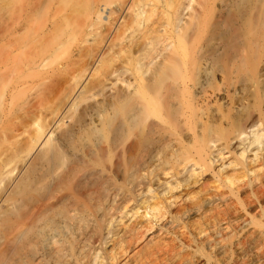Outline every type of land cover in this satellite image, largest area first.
Wrapping results in <instances>:
<instances>
[{
  "label": "bare ground",
  "instance_id": "6f19581e",
  "mask_svg": "<svg viewBox=\"0 0 264 264\" xmlns=\"http://www.w3.org/2000/svg\"><path fill=\"white\" fill-rule=\"evenodd\" d=\"M0 264H264V0H0Z\"/></svg>",
  "mask_w": 264,
  "mask_h": 264
},
{
  "label": "rangeland",
  "instance_id": "374dc122",
  "mask_svg": "<svg viewBox=\"0 0 264 264\" xmlns=\"http://www.w3.org/2000/svg\"><path fill=\"white\" fill-rule=\"evenodd\" d=\"M86 60H88V59H86ZM139 181H140L139 183H140L141 186L137 187L136 191L134 190V187H133L132 184L127 185L126 196H131L132 195V197H134V200H135V201L133 200L131 202V204H130L131 207L137 206V203L138 202L139 203H142V201L145 200L146 197H147V195H146L147 194V191H145V189H144V184H141V183H143V180L140 179ZM162 181H165V179H162ZM202 183L203 184L200 187V189L197 190V191L200 190L198 192L199 193L198 196H197L198 198H203L205 196V194L207 193V191L209 190V188L212 187V186H214V180L210 176L205 177L204 178V181H202ZM154 189H155V192H153L154 194H152L154 196H152L151 194L148 195V199L151 200V201H157L158 198L161 199V197L162 198H170L172 196V194H168V193L167 194H164V196H163V193H165L164 187H159V185L157 183L154 185ZM183 193H184L183 189L178 190V191H176L174 193L175 197H178V200H177L178 202L179 201H181V202L184 201V200H182L183 198H181V195ZM151 197H155V198H151ZM144 211H145V209L144 208H141L140 209V214H142ZM197 221H200V219L197 220ZM134 222H135L134 220L129 221L127 219H124L121 224L116 225L117 226L116 229L126 230L127 229V225H131ZM110 239L108 241L110 242V245L113 246V243L115 244V239L116 238L110 237ZM93 242L95 243L96 241H93ZM94 245L96 247H98L99 246V243H96ZM112 249H113V247H111V248H109V249H107L105 251H102L104 253V254H102V257L103 258H107L108 252L111 251ZM105 261H107V259Z\"/></svg>",
  "mask_w": 264,
  "mask_h": 264
}]
</instances>
